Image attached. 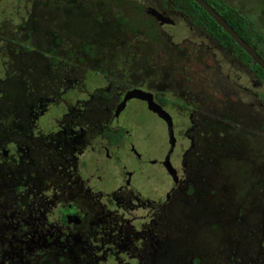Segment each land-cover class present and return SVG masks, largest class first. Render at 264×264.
<instances>
[{
    "label": "rangeland",
    "instance_id": "1",
    "mask_svg": "<svg viewBox=\"0 0 264 264\" xmlns=\"http://www.w3.org/2000/svg\"><path fill=\"white\" fill-rule=\"evenodd\" d=\"M12 1L0 0V13L14 12L21 15L19 8L11 9ZM25 1H31L38 9L43 7V3L39 0H18L17 3L18 5L19 3L25 4ZM90 2L91 8L87 7L84 11H80L81 16H76L74 19H66L65 15L63 16V21H66L67 25H64L65 31L61 29V33H64L62 35L65 36L61 41L62 46L66 45L67 48V43H69L68 48L75 51L80 44L91 40L82 38L80 34L92 33L90 37L99 50L98 56L103 58L102 66L113 71L118 84L110 88L107 80L99 74L93 78L92 76L87 78L85 71L88 68L87 64L91 61L88 57L79 67L68 62L64 78L55 84L49 83L48 88L44 87L46 92H50L53 84L59 91V95L53 96L51 105L40 106L36 114L28 116L27 122H30V126L27 124L25 126L24 122L18 119V115L12 117L5 115L4 119L0 117L7 122V124L0 125L2 127L0 128L1 141L7 134L29 130L30 138L22 137L21 140L29 141L34 148L40 147L46 150L48 144L45 141L53 142L54 139L63 141L69 139L72 145L73 151L64 153L63 157L60 155L58 158L47 157L46 152H39L38 156V159L42 160L43 166L41 167L56 163L57 168L65 171L69 176V182L65 181L63 186L69 192L64 194L60 188L61 176L49 174L48 169L40 168L38 183L43 188V192L32 198H22L28 203V209L36 212L49 210L53 213L57 218L55 222L58 224V229L60 226L62 229L63 227L67 229V225L59 222L61 221L59 210L64 207L70 208V203L73 202L80 204V212L85 216V224L89 227V230L85 232V237L89 239L95 236L88 245L87 243L82 244L84 252L80 253L77 259L74 257L79 249L73 246L72 238L69 237V241L61 242L60 247L65 258L61 264H79L81 259L84 261L83 264H115L116 261L120 262L119 264H193L191 261L195 257L201 259L199 264H217L218 262H223L222 264H255L257 262L264 264V244L258 255L257 251L247 243L249 233H246L247 231L257 233L258 238L255 243H264V218H262L264 208L261 209L260 205L255 206L259 203L255 199V193L259 186H264V183L250 185V191L246 193L248 185L242 180H235V183L227 180L232 171L243 166L241 160H244V156L242 155L246 153L239 152L235 163L233 151L228 149L227 155V149L224 148L220 155L224 161L221 164L212 161L209 165L211 169L204 171L208 174L201 177L196 176L192 181L193 192L188 193L185 182L186 179L190 180L189 170H193V166H190L191 157L197 155L211 160L214 152L206 145L202 148L194 140L196 137L194 130H200L202 122L190 118L192 112L190 114L187 108L180 107V105H168L177 136L176 144L171 152L174 158L172 164L178 176L177 184L174 186L177 187L180 181L184 184L178 186L179 188L174 192L176 197L170 196L167 199L169 193L173 194V190L169 192L173 184L172 175L155 159L166 148L164 122L154 112L147 109L144 101L137 97H129L126 103H123L124 107L119 108V93L124 88H128L129 84L130 87L140 86L145 89L159 85L158 89L163 87L164 91L173 95L175 87L179 88L178 78H181L182 86L186 83L185 78H189L194 88L197 84L207 83V88L200 89L199 87L198 89L202 92V100H207L204 104L223 111L225 108L219 104L225 105L226 99L222 94L216 95L214 90L218 76L213 77L203 72L199 52L194 51L190 43V40H193V44L201 43L202 37L197 35L200 31L194 29L195 33L192 35L193 30L186 22L179 28L174 29L171 26L170 29L176 37V46L186 49L187 60L183 61L181 67L175 65V68L170 71L171 74L162 73L164 80L172 78L169 82L150 83L147 78L151 81H159L157 79L160 78L159 73L156 75L157 64L152 66L149 63L151 56L145 57V60L134 56L129 46L137 38L131 35V30L125 28L124 31H120L108 28L104 19H101V23L98 24L99 19L92 18L91 11L96 8L99 10L101 5L95 3L94 0ZM130 8L128 3L127 9L130 10ZM4 17L5 15H1L2 19ZM166 26L169 27L167 24ZM171 43L155 46L157 52L153 56L156 61L163 58V55L169 54L170 51H172L171 55L178 54L177 50L170 45ZM256 46L260 50L264 48L263 43H258ZM163 50H165L164 53ZM111 51L114 53L112 54ZM76 53L83 54L78 50ZM195 55L197 58H194ZM2 58L0 56V71L4 72L3 61L6 59ZM37 58V72L40 75L45 70L46 62L50 61L45 56ZM6 62L8 68L5 69V73L15 75V80L20 75L28 73L26 68L18 67L16 60L9 58ZM16 68H20L17 74L14 72ZM184 68L187 71L183 72ZM0 74V77L4 76L3 73ZM201 74L205 76V82L196 83L201 79ZM107 88H110L109 95H102V91ZM240 92L241 90L238 89V96ZM238 96L236 103L240 108L236 109L235 118L239 116V113L246 119L247 129L254 132L246 138L249 141L252 138V149L258 151L264 158V133L257 132L260 115L255 108L250 106V98ZM13 98V95L2 97L8 104L15 101ZM228 103L235 106L233 101H228ZM259 103L264 107L262 102L259 101ZM201 116L202 110L199 108L195 118L198 119ZM96 118L104 123L107 121L114 129L119 124L125 125L127 135L119 146L112 147L113 150L108 152L104 151L102 141L106 143V140L102 137L99 121ZM66 131L69 137L65 135ZM243 136L240 140L245 144ZM208 137L209 133L205 135V138ZM99 147L100 150H96ZM82 159L89 163H83ZM11 166L18 169L27 168V172L30 170L29 163L24 158ZM0 168L7 167L0 162ZM9 177L5 175V178ZM107 187L109 188L106 189ZM9 193L8 196L15 197L16 191L12 189ZM250 202L254 213L250 217L244 216L241 221L240 217L244 211L242 205H248ZM101 220L104 227L98 234V231L94 230L96 224L93 223ZM240 223H242L241 226ZM77 227L75 226L69 235L76 238ZM91 228L94 230L92 234ZM10 234L0 242L5 252L19 248L15 243L10 246ZM110 236L116 237V241L109 240ZM230 236L234 238L232 241L229 240ZM156 242L162 245L153 246ZM128 250L130 251L129 256L126 255ZM145 251L146 253L143 254ZM103 256L108 257L107 261H101ZM70 258L71 261L68 260ZM13 260L15 261V257Z\"/></svg>",
    "mask_w": 264,
    "mask_h": 264
},
{
    "label": "trees",
    "instance_id": "2",
    "mask_svg": "<svg viewBox=\"0 0 264 264\" xmlns=\"http://www.w3.org/2000/svg\"><path fill=\"white\" fill-rule=\"evenodd\" d=\"M39 1L43 3V7L40 9H38L36 5H33L31 1H25V4L19 3L18 5V0H13L11 2V9L19 8L21 10V15H17L14 12L7 14H2V12L0 13V50L2 49V51H0V56L6 60H9V58L12 60L14 59L16 60L18 67L26 68L28 70L26 75H20L17 80H15V75L11 76V74L8 75V73H5V69L8 67H6V60L3 61L4 72L0 71V73L4 74L3 77H0V117L4 119L5 115H8L9 117L18 115V119L23 121L25 126L26 124L30 126V122H27L28 116L36 114L38 112V107L40 106L51 105L53 102V96L56 97L57 94L59 95V91L53 86V84L64 78V72L68 68L66 63L68 62L73 66L79 67L85 58L88 57V59L91 61L89 64H87L88 68L85 71L87 78H90L91 76L93 78L96 76V74H99L102 78L106 79L110 85L114 86L118 84V79L114 77L113 71L109 70L108 68H104L101 65V59L100 56H98L99 50L93 44L92 37H90L92 36V33H79L82 38H90L91 40H88L87 43L80 44L75 51L72 48H68L69 43H67V48L66 45L62 46L61 41L65 38V36H63L64 33H61V29H64L65 24L67 25L66 21H63V16L65 15L66 19H74L76 16H81L80 11H84L87 7L91 8V0ZM206 1L211 4L233 27V29L239 33L248 43L254 45L258 43L264 44V0ZM94 2L98 5H101L99 10L96 8L91 11L93 14H91V17L99 19L98 24L101 23V19H104L109 26L108 28L119 29L120 31H124L125 28L126 30H131V35H133L134 38H137L136 41H134V43L129 46L134 56L141 58L142 60L147 56H151L152 59L149 60V63L151 61H155L160 71H165L171 74L170 71L173 70V68L169 54L163 55V58L157 61L153 56L157 52L155 46L165 43L166 40L170 39V35L166 33L159 34L155 26L139 23L141 16L139 19L138 15L132 16L130 12L128 13L126 6L128 2H132L133 4V9H130L132 11H137L138 8L135 6V0H94ZM179 5L187 11L188 15L192 18L193 23L197 24L198 22L199 24H197V26L206 27V30L212 31L219 38H221L220 40L222 42L232 46L235 52L240 55L244 61L249 60L250 63V56L247 54V52H245L237 43H235L230 35L197 2L194 0H183L179 3ZM1 15H5V17L2 19ZM138 37H140V41L138 40ZM79 41H81V39H79ZM135 47L137 49L134 50ZM77 50L83 54H77ZM162 52L164 53L165 50ZM40 56H45V58L50 62H46L44 72H41L42 74L38 75L37 57ZM183 61L186 60L181 59L176 65L181 67ZM151 65L154 66L155 64L151 63ZM257 67L259 72L263 74L262 77H264V71L259 66ZM20 68H16L14 72L17 74ZM216 75L220 76V73L217 72ZM171 79L172 78H168L167 80H164L162 77L161 81H163L164 84L169 82ZM222 80L224 79L222 78ZM49 83H53L50 87L51 91L46 92L45 88H48ZM198 83L203 82L198 80ZM205 84L208 86L207 83ZM177 85L180 87L181 81H177ZM184 86H187L186 83H184ZM199 87L200 89H203L205 85L199 84L197 90ZM158 88L159 85L155 88L151 87L155 101L158 102L162 107H167L170 104L174 105L180 102L182 95L176 94L178 92L176 87L173 90V95H170L167 91H164L163 87L160 89ZM201 93L202 92H199V96H201ZM4 95H9V97L13 95L15 101H12V104L6 103V101L2 99ZM102 95L108 96L109 91L103 90ZM195 95L196 94H193L192 96L194 97ZM119 98H121L125 104L129 97H125L124 92H121L119 94ZM184 101L186 100L184 99ZM219 105L225 109L222 111L215 108L214 106H208V109L206 108V110L215 112L217 114L216 118H213V121L208 118H203L199 121L202 122L200 125L201 132L198 130V136H196L194 140L199 143L202 148L204 145H206L208 148L210 147V149L214 152V156L211 160L203 159L202 156L197 155L191 157L190 166H193V170L189 171L191 172L192 177L190 176V180L188 181V179H186L185 182L188 187V193L193 192L192 181L196 176L201 177L208 174L204 171L211 169V166L209 167V165L212 163V161L219 162L220 164L224 161V159L220 157L224 148L227 149V155L228 149L233 151L235 163L237 159L236 154L239 152L246 153L242 155L244 156V160H241L243 162V166L235 169L236 171H232L231 174L228 175L227 180H230L232 183H235V180H242L243 183L248 185V191L246 193L250 191V185L264 183V158L262 155L253 149L248 152V150L245 148H236V144L239 142L240 136L249 133L252 134L253 131L247 129L245 118H235V108L228 103L227 99L225 105ZM122 107H124V105ZM2 119H0V125L7 124V122ZM259 120L260 122L264 121V117L260 116ZM0 128L2 127L0 126ZM258 128L260 132L264 133V124H260ZM21 132L22 137H26L28 139L30 138V136H26L29 135V130H21ZM102 132L107 138H110V144L112 147H116L118 144H113L116 143V141L124 134V128L122 127L120 129H113L109 123H106L102 127ZM67 133L68 132H65V135L69 137ZM201 133L203 134L202 136H200ZM207 133H209V137L205 138ZM14 136L16 135L7 134L3 141L0 140V145L12 144L17 150H28L33 154H30L26 157V160L30 166V170L28 172L27 168H15L17 165L14 167L15 169L0 168V180H4L0 181V184H2L0 188V225L2 229L1 233H4L5 235L8 234L13 223L20 217L19 214L21 212L18 198L14 196H8L10 194L9 191L14 189L17 192H21L18 194V197L20 198L25 192L24 186H22L21 183L23 179L27 181L26 186L31 187L32 181L34 180L33 175L37 174V176H39L40 168L43 166L42 160L38 159L40 154L39 152H46L47 157L55 156L58 158L59 155L63 157L64 153H70L73 151L72 145L69 143V139L66 141L61 139H54L53 142L45 141V143L48 144L45 150L43 148L40 149V147L34 148L29 141L23 142L21 140L22 137L18 138L16 141ZM205 142H207L208 145L205 144ZM200 152L202 153V149H200ZM6 159L13 161L15 158L13 156H9ZM19 159L20 158H16L15 161ZM82 162L89 163L88 161L85 162L83 159ZM47 167L49 173L56 171L63 180L67 181V183L69 182V176H67L65 171L57 168L56 163H50ZM236 172H238L237 175ZM5 175L10 177L7 179L5 178ZM38 178L39 177L36 178V182L38 187L41 189L38 183ZM183 184L184 182L180 181L178 186ZM178 186L177 188H179ZM255 199L257 202H259L255 206L260 205L261 209L264 208V186L258 187L255 193ZM27 205L28 203H26V206ZM242 207L244 208V211L243 215L240 217L241 221H243L244 216L250 217L254 213L251 202L248 205H242ZM262 218H264V215H262ZM61 220L64 222L66 221L65 213L61 215ZM241 225L242 223H240V226ZM103 227L104 224H102L99 228L96 227L94 230H97V233L99 234L103 230ZM94 230L91 231V234L92 232L94 233ZM246 233H249V236L247 237V240L249 241H247V243L251 248L256 250L259 255L264 243H255L256 239L258 238L257 233H253L252 231H247ZM94 236L95 235H93V238L89 237L87 242H90L91 239H94ZM233 239L234 238L230 236L229 240L232 241ZM109 240H114L115 242L116 237L110 236ZM23 251L26 250L23 249ZM30 252L32 253L30 255L31 261L29 264H56V262L52 260H43L41 258L36 259V257H39L40 253V250L37 246H32ZM45 257L54 259L51 249L45 251ZM200 261L201 259L199 257H195L191 263L193 262V264H199ZM215 261L216 258L214 262ZM222 263L223 262H218L217 264ZM255 264H258V262Z\"/></svg>",
    "mask_w": 264,
    "mask_h": 264
},
{
    "label": "flooded vegetation",
    "instance_id": "3",
    "mask_svg": "<svg viewBox=\"0 0 264 264\" xmlns=\"http://www.w3.org/2000/svg\"><path fill=\"white\" fill-rule=\"evenodd\" d=\"M135 1H136L135 6L138 8L137 11H132L131 9L130 10L128 9V13L130 12L132 16L133 15H138L139 19H140V16H141V19L139 20V23L145 24V25L150 24L152 26H155L159 34L164 33V29H163V27L161 25V24H164V22H160V21L156 20L153 17L152 9L155 10V11H158V12H162L166 16L170 15L171 13H174L176 15L183 14V12L179 8V4L177 3V0H175V1L171 0V3H169L170 0H135ZM128 3H129V6L133 9L132 2H128ZM127 4H126V6H127ZM193 24H195V25H189L190 28L193 30V34L192 35H194V33H195L194 29L199 30L200 33L197 34V35L202 37L201 40H200L201 43H199V44H202L205 39L207 40L208 34H205V32H206L205 28H203L202 26H199V27L197 26L198 23L197 24L193 23ZM192 35H191V37H192ZM199 44H196V45H199ZM209 46L210 47H208L206 49V52H207L206 54H204L201 51H199V56L201 57L200 65H202V70H203V72L209 73L213 77L217 76L215 73H217V72L220 73V76H218L217 83L215 84V87H214L215 93H216V95L217 94H222L223 97L226 98L228 101H233L234 105H235V111H236V109L240 108V106L236 103V99H237L236 97L238 96L237 92H238V89L240 90V88H239V86H238V84L236 82V79H235V59L233 58V54L230 51L221 50L219 45L216 42H213ZM211 47L214 49V51H212ZM111 53L113 54L114 52L111 51ZM182 54L183 53H179L178 57L179 58H184L185 55H182ZM194 58H197V55H195ZM100 59H101V62H102L103 58L101 56H100ZM170 61H171L172 68L174 69L176 63L171 57H170ZM151 63L155 64V65L157 64L155 61L150 62V64ZM182 71L184 72V71H187V70L183 69ZM158 73H159L160 78H157V79L159 81H151L148 78H147V80L150 83L160 82L162 80L163 71H160L159 67H158V70L156 72V75ZM200 77H201V79H199V80L204 83L205 82V76L203 74H201ZM222 78L224 80H222ZM185 80H186V85L187 86H184V85L180 86L177 89L178 90L177 94H181V95H184V96H187V97H190V98L197 99V96H199V91L197 90V87H198L199 84L195 85V88H194L193 87V82H191L189 80V78H185ZM196 83H198V80H197ZM204 85H205L206 88L208 87L205 83H204ZM157 86H154V87L150 86L149 89H151V87L155 88ZM225 86H227V88ZM193 94H196L197 96L195 95L193 97L192 96ZM232 97L234 99H232ZM238 97H241V93H239ZM199 99L201 100L202 104L208 109V106H206L204 104L205 101H207V100H205V101L202 100V93H201V96H199ZM238 115H239L238 118L239 117L244 118L239 113H238ZM96 119L99 121V129L101 131L102 137H103L104 140H106V143H104V141H102V146L105 148L104 151L108 152V151H110L112 149V145L110 144V138L109 137L107 138L106 135H104L103 132H102V127L108 122L106 121V123H104L102 120H100L98 118H96ZM111 119H113L112 116H111ZM121 125H123V124H121ZM199 132H200V130H199ZM21 133H22L21 130L18 131L17 133H15L16 136H14V139L16 141H17L18 138H20ZM194 133H195V136H198V130H196V132L194 130ZM200 136H202V134H200ZM87 138H89V136H87ZM122 140H123L122 138H119L116 141V143H114L113 145H115V144L119 145ZM91 149L95 150L93 148H91ZM96 150H100V147L98 149H96ZM27 155H29V153H27ZM160 156L163 158L162 153L160 154ZM170 157H171V162H174L173 161L174 158L172 157L171 154H170ZM97 158H95V159H97ZM135 158H137V160H138L137 156H135ZM155 159H159V157L155 158ZM92 160H94V158ZM156 161H158V160H156ZM160 163H161V165H164L162 160H160ZM176 184L177 183H174V184L171 185V187L169 189V192L171 190H173V194L169 193L167 195V199L170 196H172V198L176 197V196H174L175 195L174 192L177 189V187L174 186ZM84 217L85 216L83 214H81L80 211H78L76 216H75L76 221H73L71 219L70 220L71 222L69 224H64V225H67V229L64 228V227L62 229V227L60 226L61 230L57 229L53 233H51L50 235H41L40 233L37 234L36 232H34L32 230L25 229V228H20L19 227V224H20L19 223V218L20 217H19L13 223L12 228H10L9 232H8V234L11 233L10 236H9V238H10V246H13V244L15 242H19V243H15V244H17L19 246V248L17 250H12L10 252L9 251L5 252V251H3L4 248L0 244V264H29L30 261H31V256L30 255L32 253V252H30V249H31L32 246H37L39 248V250H40V253H39L40 257H38V258L36 257V259L41 258L43 260H52V261H55L56 264H61V261L63 259H65V258L63 256L62 249L60 247V243L63 242V241H65V242L69 241V239H68L69 237L72 238L73 246L76 249H79L77 251V255L74 257V258L77 259L79 257V254L84 252V248H83L82 244L87 243V245H88L90 243V242H87L88 239L85 237V235H86L85 232H87L89 230V227L85 224ZM73 222H78V223H73ZM41 223L43 224L42 226L46 228V227H48L51 224V221L46 216L45 219ZM93 224L94 225L96 224V227L99 228L102 225V220L101 221H97V223H93ZM75 226L76 227L78 226L77 227L78 228V233L76 235V238H75V236H72L71 234L69 235L70 231H73V228ZM92 230H93V228H91V231ZM1 231L2 230L0 229V242L4 241L7 238V236H8V234L5 235L4 233H1ZM22 233H23V235H22ZM128 242H129V240H128ZM155 245L159 247V246L162 245V243L160 245V243L156 242L153 246H155ZM155 248H157V247H155ZM23 249H25L26 251H23ZM48 249L52 250L54 259H52L50 257H45V251L48 250ZM144 253H146V251L143 252V254ZM126 255L127 256L130 255V251L129 250H128V253ZM14 257H15V261L13 260ZM107 258L108 257L103 256L101 261H107ZM139 258H141V257H139ZM114 259H116V257ZM68 260L71 261V258L68 259ZM83 262H84L83 259H81V260H79L78 263L79 264H83ZM119 263L120 262L116 261L115 264H119Z\"/></svg>",
    "mask_w": 264,
    "mask_h": 264
},
{
    "label": "clouds",
    "instance_id": "4",
    "mask_svg": "<svg viewBox=\"0 0 264 264\" xmlns=\"http://www.w3.org/2000/svg\"><path fill=\"white\" fill-rule=\"evenodd\" d=\"M175 1V0H174ZM183 0H180V2H182ZM195 1V0H194ZM179 0H177V3L179 4L180 3ZM196 2V1H195ZM169 3H171V0L169 1ZM211 5V4H210ZM212 6V5H211ZM213 7V6H212ZM179 8L180 10L183 12V14H179V15H176L174 13H171L170 15L166 16L164 15L162 12H158V11H155L152 9V14H153V17L160 21V22H164V24H161L163 29H164V33L166 34H169L170 35V39L169 40H166L165 43L167 42H172L170 45H172V47H174L178 54L179 53H183L182 55H185L184 58H179L178 57V54H173L171 55L172 51L169 52V56L175 61V63L177 64V62L181 59H185L187 60V52H186V49L184 48H178L176 46L177 44V41H176V37L173 35V31L170 29L171 26L175 28H179L183 23H187L188 25H195L193 24V20L192 18L188 15L187 11L182 8L180 5H179ZM214 8V7H213ZM215 9V8H214ZM206 11V10H205ZM207 12V11H206ZM92 13V12H91ZM93 15V14H92ZM169 25L168 26H166ZM199 27V26H198ZM205 28L206 30V27H203ZM233 28V27H232ZM173 29V30H174ZM228 33V32H227ZM205 34H208V38L207 40L205 39L204 42L202 44H199V45H196V44H193V42L190 40V43L192 45V48L193 50L199 52L201 51L202 53L206 54V49L208 47H210L209 45H211L213 42H216L220 49L223 50V51H230L232 54H233V58L235 59V79H236V82L241 90V96L243 97H248L251 99V104L250 106H252L253 108H255V110L257 111V113L264 117V107H262L259 103L262 102V104L264 105V77H262V73L259 72V69L257 66H259L263 71H264V68L261 67L258 63L254 62L252 60V58L250 57V63H249V60L248 61H244L240 55H238L235 50L233 49L232 46L230 45H227L225 44L224 42H222L216 34H214L212 31H208L206 30ZM239 34V33H238ZM240 35V34H239ZM241 36V35H240ZM231 37V36H230ZM242 37V36H241ZM232 38V37H231ZM243 38V37H242ZM233 39V38H232ZM244 39V38H243ZM245 40V39H244ZM246 41V40H245ZM235 42V41H234ZM247 42V41H246ZM236 43V42H235ZM248 43V42H247ZM250 44V43H249ZM239 45V44H238ZM258 53L259 55L264 59V49L260 50L256 45L254 44H250ZM240 46V45H239ZM241 47V46H240ZM242 48V47H241ZM212 51H214V49L211 47ZM243 49V48H242ZM244 50V49H243ZM245 51V50H244ZM246 52V51H245ZM199 54V53H198ZM175 55V56H174ZM101 65H102V62H101ZM165 72V71H163ZM97 76V74H96ZM100 76V75H99ZM95 77V76H94ZM117 81V80H116ZM178 81H181V78H178ZM108 83V82H107ZM182 83V82H181ZM184 83V81H183ZM109 84V83H108ZM110 85V84H109ZM177 86V85H176ZM182 86V85H181ZM113 86L110 85V88H112ZM110 88H107V89H104V90H109ZM133 89H141L143 91H146V92H150L152 93V96H153V91L152 89H149V88H140V86H132L130 87V84L128 86V88H124L121 92H124V96L125 97H137L138 99H142L144 101V105H145V100L143 98H140L138 96H134V95H130V96H126V92L129 91V90H133ZM120 94V93H119ZM177 94V93H176ZM185 97V98H183ZM153 99H154V96H153ZM184 99L186 101H184ZM259 100V101H258ZM155 101V99H154ZM119 108L123 106V100H121V98H119ZM156 102V101H155ZM158 103V102H157ZM179 103H182V104H179ZM179 103H176L174 104L173 106H177V105H180V107H185L187 108V110L189 111V113L192 114L190 115V118L192 117V119L194 121H197L199 122L200 120H202L203 118H208L210 120L213 121V118H216V113L215 112H212V111H208L206 110V107L202 104L201 100L200 99H194V98H190V97H187V96H184L182 95L181 99H180V102ZM159 104V103H158ZM146 107V105H145ZM147 108V107H146ZM163 109H165L168 113H169V109L168 107H162ZM201 108L202 110V116L200 118H195V115H196V112L198 111V109ZM235 108V106H234ZM148 109V108H147ZM150 110V109H149ZM151 111V110H150ZM153 112V111H152ZM170 114V113H169ZM158 116V115H157ZM171 116V115H170ZM159 117V116H158ZM160 118V117H159ZM161 119V118H160ZM172 119V117H171ZM162 120V119H161ZM163 121V120H162ZM164 122V121H163ZM261 125L264 124V121H261L260 122ZM174 123H173V120H172V129H173V136H174V146L176 144V139H177V136H176V132H174V127H173ZM124 128V134L120 137L122 139L126 138V135H127V128L125 127V125H117L115 129H120V128ZM259 131V128L257 129V132ZM201 132V131H200ZM202 134V133H201ZM254 132L252 134H245L243 136L244 140H245V144L239 140V142L236 144V146H241L242 148H245L247 150L249 149H252L251 147V142H252V138L251 140L249 141L246 136L248 135H253ZM203 135V134H202ZM27 137L30 136V132H29V135H26ZM22 137V135L20 136V138ZM242 135L240 136L239 139H241ZM165 141H166V134H165ZM31 144V143H30ZM245 145V146H244ZM119 146V145H118ZM174 146H173V149H174ZM166 148H167V145H166ZM165 148V149H166ZM164 149V150H165ZM172 149V150H173ZM113 150V149H112ZM163 150V151H164ZM165 152V151H164ZM164 152H162V155L164 156ZM172 152V151H171ZM27 153L30 154H33V153H30V151L28 150H17L16 148H14V146L12 144H9V145H5V144H2L0 145V162L5 165L7 168L6 169H13L14 166H11V164H16L18 162L21 161V158H24L26 159L27 156ZM243 153V152H242ZM171 154V153H170ZM9 156H13L15 159L13 161L9 160V159H6L8 158ZM236 156L238 157V154H236ZM21 157V158H20ZM16 158H20L19 160L15 161ZM161 156H159V159H156L158 160V162H160L161 160ZM169 161H170V164L171 166L174 168L172 162H171V157L169 156ZM165 165V164H164ZM166 167V166H165ZM43 170H47L48 167H42ZM166 169L172 174L171 170L168 169L166 167ZM175 169V168H174ZM49 174H57L59 175L56 171H53L52 173H49ZM175 174H176V170H175ZM60 176V175H59ZM177 176V175H176ZM39 177L36 175H33V181H32V185L31 187H27L26 186V180H22V186H24V194L21 195V197L19 198L18 197V194L21 193V192H17L15 193V197L18 198V202L20 203V207H21V212H20V218H19V227L20 228H25V229H29V230H32L34 232H36L37 234H41V235H50L51 233H53L55 230L58 229V224L55 222L56 221V216L51 213L49 210H44V211H34V210H31V209H28L27 206H26V202L22 200L23 197H26L27 199L28 198H32L36 195H38L40 192H43V188H39L38 187V184L36 182V178ZM177 180H178V176H177ZM176 180V182H177ZM59 182H60V188L62 189V191H64V194L68 193L69 190L63 186V184H65V180L62 179H59ZM37 184V186H36ZM122 185V184H121ZM109 187H107L106 189H108ZM110 192V191H109ZM63 194V195H64ZM70 208H67V207H64V208H61L59 210V216L61 218V215L63 213L66 214V221H59L61 222L62 224H69L70 223V220L72 219L73 221H76V214L78 211H80V204L77 203V202H73V203H70ZM48 217L49 220L51 221V224L48 226V227H43L42 225V221L45 219V217ZM55 216V217H54ZM75 218V219H74ZM22 221V223H21ZM61 224V225H62Z\"/></svg>",
    "mask_w": 264,
    "mask_h": 264
},
{
    "label": "water",
    "instance_id": "5",
    "mask_svg": "<svg viewBox=\"0 0 264 264\" xmlns=\"http://www.w3.org/2000/svg\"><path fill=\"white\" fill-rule=\"evenodd\" d=\"M207 13L233 38V40L239 44L247 54L252 58V60L258 63L261 67L264 68V59L259 55V53L247 43L233 28L232 26L222 17V15L214 9L206 0H195ZM138 96L145 100V105L148 109L153 111L158 115L165 124L166 132V145L164 156L161 158L165 166L172 172V181L173 184L176 183L177 176L175 174V169L171 166L169 161L170 153L174 146V136L172 129V119L170 114L162 108L160 104L154 101L152 93L143 91L141 89H133L126 92V96Z\"/></svg>",
    "mask_w": 264,
    "mask_h": 264
}]
</instances>
